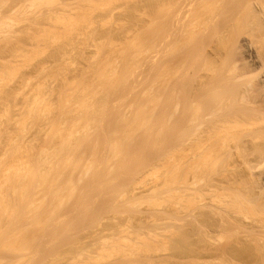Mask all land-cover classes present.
<instances>
[{
    "label": "rangeland",
    "instance_id": "374dc122",
    "mask_svg": "<svg viewBox=\"0 0 264 264\" xmlns=\"http://www.w3.org/2000/svg\"><path fill=\"white\" fill-rule=\"evenodd\" d=\"M55 1L53 5H39L38 0H0V115L2 121L4 117L3 122H6V118V120H11L10 124L13 125L14 120L12 122V119H19L20 115L23 117L21 107L24 103L20 102L23 99L22 95L27 93L25 96L29 97L28 94L31 96L35 93L36 95H34L37 97L38 93L33 87L36 86V83L41 87L47 85L43 95L51 96L47 99L51 105L57 103V97L54 96L57 95V87L61 84V76L59 77L57 73H62L65 79L74 83L85 76L88 78L87 76L97 70L93 69L96 68L94 67L96 64L94 66L92 64L100 59L103 62L102 60L108 56L114 57L117 54L116 56L119 57L118 53H120L126 60L123 61L129 60V63L132 64V61L136 59V62H133V68H131L134 71L127 80L126 73L128 71L124 70V63L119 61L121 59L115 62L116 66L118 65L116 67L118 71L121 70V74L116 73L123 76L122 74L126 72L123 76L125 79H119V82L116 80L115 86H112L113 89L111 88V91L108 89L109 94L107 93L108 97L106 96L108 103L102 108L97 130L90 131L92 134L89 135L90 138L86 139L87 143L85 141L79 146L80 150L78 149V151L80 152L77 154L83 153L84 155L78 157L76 154L75 159H72V166L78 165L77 163L80 161L83 162L79 163L83 164L78 167L81 169L84 165L93 163V171L91 170L82 179L83 181L75 183L77 188L74 189L75 194L69 202L66 199L65 206L63 205L58 210L54 209L55 212L57 211L56 213L53 211L55 214L50 212L53 215L52 218L47 216V206H45V211L39 210V216H37V211L34 212L36 213L34 216L32 210L31 213L26 211L28 214L25 210L24 213L21 209L13 210L11 214L14 215V218L9 223H0V264H264V112L261 110L262 107L264 109L263 82L257 84L259 87L257 86L258 91L255 98L257 105L253 107L255 108L253 109L255 110L254 119L248 121L243 129L239 128L238 130L229 125L230 128L223 130L220 143L225 154L223 153V158L217 156L216 163V158H213L205 147L200 146L205 149V151L200 150L203 152H199L198 149L199 145L206 144L205 132L209 124L207 121L211 119L205 117L204 123L201 121V118L206 115L207 109L202 101L196 99L195 95L198 92L194 90L195 87L207 81L206 71L201 70L199 66L204 62L205 52L208 50L207 40L215 30V27L210 26L213 24V20H209L210 24L206 23L208 24L206 26L210 27V31L205 27L206 34L205 32H203L204 35L200 33L196 36L195 34L196 39L191 37L192 42L189 41L188 44L186 43L187 45L181 41L183 46H180L181 43L178 41L183 40L189 29L194 26H189L193 23L191 21H198V18L191 17V13L195 14L192 11L189 13L190 16L188 14L192 19L186 17V23L191 22L188 23L190 28L183 29L187 25H182V28L181 24H186L184 22L186 15L184 16L180 12L179 7L181 8L182 4L180 0H160L158 1L161 2L160 6L156 4L155 0ZM199 3L205 4L206 1H198L195 4L200 6ZM182 15L184 20L181 23ZM56 16H58V20H56ZM194 17L196 18V15ZM54 18L56 22H54ZM172 18L179 19V22ZM174 21L178 25L174 24ZM73 24H75L74 27H72ZM175 29H178L179 32H173ZM181 29L182 31H180ZM183 30L187 33L183 34ZM211 30L213 31L211 32ZM176 32L178 33L176 34ZM167 43L173 44L176 51L173 45L172 48L170 45L167 49L165 46ZM159 46L165 49L162 50L164 52H159ZM151 55H155V58L150 59ZM129 57L134 60L130 61ZM245 65H247L245 68L249 69L247 72H252L249 77L255 78L251 80L247 76L244 78L247 79V82L248 80L254 82L259 72L260 74L262 71V74L264 73V70H255L256 68L254 69L248 62ZM63 69L64 71H62ZM161 76L164 81H168L169 85L167 84L166 92L158 95L156 86L161 80ZM50 77L53 83L49 80ZM47 78L49 79L47 80ZM56 79L59 81H55ZM44 81H47L45 86L42 85ZM149 86L153 88L154 92L151 93L152 89L150 90ZM31 90H33L32 94ZM204 94L209 99L222 98L210 90H206ZM139 95H142L141 98ZM145 99L153 100L152 102L155 103L151 107L153 111H151L152 115L148 120L150 123L146 122L141 130L133 133L126 153L123 152L119 158L113 157L115 162L112 158L109 162L110 160L108 161L105 155L110 130L112 131L114 127L118 126V120L122 115L124 118L126 114L134 112L133 102L134 104H143ZM120 105L124 106L120 107ZM17 107L21 108L20 111ZM126 110L129 114L126 113ZM17 111L21 114L18 115ZM192 112H197L198 116L195 120H193L194 117L191 118L194 122L191 126V120L189 122L188 120ZM1 116L0 123L2 122ZM199 117H201L200 120L198 119L196 122ZM261 120L263 121L259 122ZM45 124L41 123L40 125H44V127L47 125L46 129H43L42 126L34 128V130L32 127L27 129L26 140L31 141L32 139L35 141V143L32 142L35 145L37 142L35 149L41 145L47 147V143H49L47 138L50 133L47 129H50V127L48 128L50 123ZM105 124L109 126H105ZM7 125L9 126V123L3 126L6 128H4L5 131L8 129V132L10 130L11 133L16 130L14 125L9 127ZM3 127H0L2 131H4ZM42 130L45 132L44 134ZM38 132L40 133L37 134ZM247 132L255 134L258 138L254 142H249L246 136L237 139L240 133L246 134ZM45 138L46 140H44ZM24 142L27 141L23 140L21 144ZM32 143L28 144V148L34 147ZM92 143L96 144L92 146ZM197 143L199 145H196ZM0 145L1 152L5 147L3 139L0 140ZM89 145L92 146L93 151L95 149L98 152L97 155L95 154L97 152L92 150L89 155L91 147ZM178 149L183 151L182 159H186L183 160L188 164L185 162L186 166L182 164L187 169L182 167L187 175L184 176V185L175 184L176 187L175 185H173L174 188L170 186L169 190L166 185L163 186L164 178H162V182L160 179L156 182L150 181L144 186H139L135 196L132 199L129 198L131 200H128V204L117 203L120 204L117 205L115 203L118 198L115 197L121 192V188H118L122 184L123 190L127 187L125 184L127 185L129 180L126 177L129 179L140 177L143 175L141 173L147 169H155L154 166L162 169L161 165L168 157V153H174ZM206 155H210V157L206 158ZM93 157L97 159L95 160ZM197 157L204 161L205 158L206 161L213 159L207 164L209 165L213 161L214 164L209 165L205 171L203 169L202 173L198 170L196 173L194 170H196ZM76 159L80 160L77 162ZM88 160H91L92 163L90 164ZM99 162L103 163L99 165ZM132 163L135 165L133 166ZM189 164L193 166L191 168L194 169L193 171L190 170L191 165ZM78 168L76 171L80 170ZM188 170L190 171L188 172ZM134 174L138 175L134 176ZM172 190L175 192L177 190L181 200L173 204H165L168 203L166 197L174 195ZM111 196L115 200L114 204L110 203L112 202ZM178 196L176 194L175 197L178 198ZM164 200L166 201L162 203L161 201ZM148 201L156 202L157 207L152 209L147 206L145 203ZM129 203H133V206L135 203L136 207H130ZM109 204H112L113 207ZM232 204H237L234 210H230V208H234ZM225 205L230 208L226 209ZM238 207L240 212H238ZM216 208L218 211H215ZM14 211L17 212L14 213ZM43 212H46V216ZM24 218H26L25 222H22ZM37 218L44 220L40 219L41 223L39 220H35ZM30 219L32 222L28 221ZM141 242L143 248H141ZM123 244L126 245L123 246ZM145 244L148 249L151 248L149 251L145 248L147 247ZM119 245H122V249ZM132 247L134 249L131 250L134 251H130L131 253L127 251ZM116 248L119 249V253ZM115 251L120 255L115 254ZM132 252L135 253L132 254Z\"/></svg>",
    "mask_w": 264,
    "mask_h": 264
},
{
    "label": "bare ground",
    "instance_id": "6f19581e",
    "mask_svg": "<svg viewBox=\"0 0 264 264\" xmlns=\"http://www.w3.org/2000/svg\"><path fill=\"white\" fill-rule=\"evenodd\" d=\"M155 1H156V4H158L159 6L161 5V2L160 3L158 2L160 0H155ZM198 1H201V2L206 1V3L205 4L199 3L200 6H197L198 4L196 5L195 3ZM55 2H56L55 0H38L39 5H53ZM68 2H70V0ZM181 2H182L181 8L179 7V9H180V12L183 13L184 16L186 15L184 22L185 23L187 22L186 17L192 11L195 14L192 15V13H191V17H193L194 19L198 18V21L194 20V19H193L194 21H191L190 19H192V18L189 17L190 16V14H189L188 17L190 19L188 18V20H190L193 23L188 22V23H191L190 25L188 23L181 24V26L187 25L184 28L182 26L183 29H186V28L189 29L190 27H188V25L189 26L194 25V26H192L191 29H189L188 33L186 32L188 35L183 30V34H186L184 39L183 40L178 39L179 41L177 40L178 42L181 43L180 46L182 45L181 41H183V44L185 45L186 43L188 44L189 41L192 42V38L196 39L195 37L197 36V34L199 35L200 33H202L204 35L203 32H205L204 31L206 29L205 27H207V30L209 29V31H210V27L208 28V26H206V25L211 23V22L208 23L209 20L210 21L216 20L215 21L216 23L212 21L213 24L215 23L214 26H213V24H210V26L212 25L213 28L215 27L214 28L215 30L214 31L211 30V32L213 31L214 33H213V35L209 36L210 38L207 40L208 41L207 42L208 43V50L205 52L206 55H205L204 60H203L204 62L202 63V65L199 66L201 70L206 71V73L208 75L207 81L204 84L195 87V89H194L196 92H198L195 95L196 99H199L200 101H202L205 104L204 106L207 109L206 115H204L203 117L201 116L202 118L201 117L197 118L196 122L198 121V119L200 120V118H201V121H203V123H204L205 117H206V119L209 118V120L210 119L211 120L207 121L209 124L207 123L208 128H207V131L205 132V143L206 144L202 143V144H205L203 146V145H199V143H197L196 145H199L198 146L199 152H203L200 150L205 151V149H206L207 151H209V153L212 154L213 158H216L217 156H219V157L221 156L223 158L224 157L223 155L225 153L223 152V146L220 143V137H221L222 133L225 130H227L228 128H230L229 125H231V127L233 126V127L237 128L238 130H239V128L243 129V126L248 121H251L254 119L253 115H254L255 110H253V109H255V108H253V107L255 105H257V103L255 104V98L257 97L256 93L258 91V87H259L258 85L262 82L264 84V73L262 74L263 71L261 72L262 75L259 72L258 73L259 75L256 76V78H257L255 80L256 82L255 81L251 82V80H254L255 78L249 77L250 74L252 75V72L251 71L247 72V70H249V69H246L247 65H245L248 62L249 65H251L254 69L256 68L255 70H257V69L258 70L259 69L264 70V0H183V1L180 0V3ZM183 15L181 17L182 18L180 21L181 23L184 20ZM195 15H196V18L194 17ZM56 17H57L56 20H58V16H56ZM55 18H54V22H56ZM59 19H60V17H59ZM159 20L161 21V19H159ZM172 20H176V18H174V19L172 18ZM176 21L179 22V19ZM206 23H208V24H206ZM172 24H173V21H172ZM174 24L178 25L177 23H175V21H174ZM74 26H75V24L72 25V27H74ZM178 29L177 30L175 29L173 32H175V31L179 32ZM180 31H182V29ZM186 31H188V30H186ZM215 31H216V33H215ZM178 32H176V34ZM195 34H196V36L194 37ZM205 34H206V32H205ZM185 38H187V39H185ZM207 38H208V36H207ZM170 45H171V43H167V45H165V46L168 49L170 47ZM172 45L170 48H172ZM165 46L163 45L164 48H165ZM163 47L159 46V52H161L164 49ZM173 48L175 50L176 47H174V45H173ZM162 52H164V51H162ZM172 52H173V50H172ZM106 55H108V54H106ZM118 55H120V56L119 57H117V56L113 57L110 55L111 57L108 56L107 58L102 60L103 62H101V59L97 60V62L99 64L97 62H94L92 65L94 66L96 64V66H94L96 68H93V69H94V71H95V69H97V70L94 73H91V75L93 74L92 76L90 74H87V75H90V76H87L89 79L85 78L86 77L85 76L80 81H78V82L75 81L73 83V82H69L67 79H65L63 77L62 73H57L59 77L61 76V79H60L61 84L57 83V84H60L57 87V89H58L57 95L55 94V96H54V97H57L56 98L57 103L55 102L56 101L55 100L54 101L55 104H52L53 106L51 105L49 100L47 101V99L51 96L48 94H46V96L43 95V92L45 91L44 88L47 87V85L45 86V83L47 81L46 82L44 81V83L42 84L45 87H43V86L41 87V86L37 85V83H36V86H39V87H36L35 85L33 87L36 89V93H38L37 97L35 96L36 94L34 92L33 93L35 95L32 94V91L34 89L31 90V92H30L32 94L31 96H30V94H28L29 97H26L25 95L27 93L23 94L24 96L22 95L23 99L21 98L22 101H20V102L24 103L23 106L21 107L23 109V112H22L23 117H22V115H20L21 112H18V111H20L19 109H21V108L17 107L18 108L17 113L22 118L21 117L19 119L16 118V120H15V118L14 119L11 118L12 122L14 120L13 125L15 126V129L17 130V133H16V130L12 131V132H14L16 134H14V133L12 134V132L10 133V130L8 132V129L5 131L6 128L3 127L5 124L9 123V126H13V125L10 124L11 120H8V119L6 120V118H5V121L6 122L9 121V122L8 123L3 122L4 117H3V121H2V116L0 115L1 121H2L0 123V127L1 128L3 127V130H4V131H2V129L0 128V140L3 139L5 141V147L3 148L4 150L0 152L1 153L0 154V223L3 222L1 224H5L6 222L9 223V221H11V219L14 218L13 217L14 215L12 216V214H11L13 212V210L18 211L19 209H21L23 211V213H24V210H25V212L26 211L30 212L32 210L31 212H33L34 216L36 215V213L38 214L37 216H39V213H40L39 210L43 209L45 211L46 210L45 206H47L48 207L47 212L49 213V214L47 213V216L52 218L53 215L50 212H53V211L55 212L56 209L58 210L59 208H61L66 203V201L68 200V202H69L70 198L73 196V194H75L74 189H77L75 186L76 185L75 183L83 181L82 179L85 178L86 175H88V173H90L91 170L93 171V169H94L93 165L94 164L91 162V160H93V159H91L90 161L88 160L90 162V164L91 163L93 164V165L91 164L92 166L89 164L88 165L90 167L88 165L87 166L84 165L82 169H81V167L78 168L79 165H83V164H79L82 161L77 163L78 165H75V166L74 165L72 166L71 162L73 163L75 156L78 155V157H79V155L83 154V153L77 154L78 152H80V151H78V149L80 150L79 146H81V143H84L85 141L87 143L86 139L90 138L89 135L92 134L90 131L94 132L97 130L98 119L102 114V110H103L102 108H104L108 103L106 100L108 89L109 90L111 88L113 89V87L115 86L116 80H118L117 82H119L120 81L119 79H123V78L125 79V77H123V76L125 75V73L127 71L128 72L126 73V80L129 79V77L132 74V71H134L132 69L133 68L132 64L134 61L136 62V59L134 60V58H133L132 60H134V61H132L129 57L130 61H132V64H131V63H129V60H127V62H125L126 60L123 57V54L118 53ZM136 57H137V55H136ZM149 58L154 59L155 55H151V57L149 56ZM119 59H121V60H119ZM126 59H128V58H126ZM137 59L139 60V57H137ZM117 60L122 61L124 63L125 69L124 68H122V69H124L126 72H124V74H122L123 76L120 75L121 70L119 72L118 69L116 68V67H118V65L116 66V63H115ZM123 60H125V61H123ZM249 65H248V67H249ZM249 68H251V67H249ZM116 69H117V71H116ZM254 69H253V72H254ZM62 71H64V69ZM91 71H92V68H91ZM116 72L117 73L119 72L120 76ZM52 73H51V75H52ZM63 73H65V72H63ZM116 75H118V76L116 77ZM161 75H163V74H161ZM247 76H248V78H251V80H248V82L246 81L247 79L246 80L244 79ZM157 78H159V77H157ZM48 79L49 78H47V80ZM49 80L52 81V78ZM57 80L59 81V79H56L55 81H57ZM126 80H124V81H126ZM243 80H244V82H243ZM165 82H167V83L165 84ZM52 83H53V81H52ZM120 84H122V83H120ZM167 84H168V81H164L163 76H161V80L157 83V86H156V92L158 95L166 92L165 91L166 87L169 85V84L168 85ZM154 86H155V84H154ZM149 88H150V86H149ZM130 89H132V88H130ZM51 90L49 91L50 93H51ZM150 90L152 93L153 88L151 87ZM206 90L216 92L218 95H220L219 98L220 97H222V98H220V99H209L204 94ZM123 91H124V89H123ZM124 93H126V92H124ZM47 95H48V97H47ZM152 95H154V94H152ZM141 96L139 95L140 98H141ZM149 97H150V95H149ZM147 98H148V95H147ZM50 99H52V98H50ZM133 99H135V98L133 97ZM149 100L145 99V101H143V104H141V103L138 104L136 102H135L136 104H134V102H133L132 105L134 106L133 107L134 112L133 113L131 112L132 114L131 113L129 114L130 109L128 108L129 110L128 109L127 110L129 112L126 110V113H128L129 115L126 114L124 118L122 115L121 116L122 118L120 117V119L118 120L119 122L117 121L118 126L115 125L117 127H114V129L112 131L109 129L110 132L108 134V139H107L108 143H107V149H106V155H105V158L108 161L110 160L109 162H111V158H112V160H114L113 157L119 158L120 155L123 154V152L126 153V151H127L126 149H128V146H130L129 142L131 141V139L133 137V133L141 130V128L144 127L146 122L150 123L148 120L150 119L149 116L152 115L151 111H153V110L151 107H152V104L154 102H152L153 100L152 101L151 100L149 101ZM123 106L120 105V107H123ZM53 107H55V108L57 107V108L54 109ZM261 110L264 112L263 107ZM120 114H121V112L119 113V115ZM197 116H198L197 112H192L188 122L193 117H194L193 120H195V118ZM7 118H9V117H7ZM262 121L263 120H261L259 122H262ZM46 122L50 123V125L48 126V128L50 127V129H47V131L49 130V133H50V135H48V138H47L49 143H47V147H43L44 145H41V147L35 149L37 142L35 145L34 144L35 141H33L32 139H31V141L28 139L26 140L27 129L32 127L34 130V128H41V126L44 129L45 127H47ZM2 123H3V125H2ZM41 123H44V124L46 123L45 124L46 126L44 127V125H40ZM190 123L192 126L194 122L191 120ZM100 124H102V123H100ZM105 126H109V125L105 124ZM50 130H51V132H50ZM98 131H100V130H98ZM42 132H43V130H42ZM8 133H10V134H8ZM39 133L40 132H38L37 134H39ZM44 133L45 132H43V134ZM243 136H246L248 138L249 142H254L258 138L255 134H252V133L248 134V132H247L246 134L240 133L239 137L237 136L238 137L237 139H239ZM31 137H32V135H31ZM28 138H30V137L28 136ZM42 138H40V139L42 140ZM23 140L27 141V142H24L21 144V142H23ZM44 140H46V138ZM91 140H94V139H91ZM37 141H40V140H37ZM32 142H34V143H32ZM30 143L34 144V147L30 146L28 148V144H30ZM42 144H43V142H42ZM95 144H93L92 146H94ZM89 146H91V145H89ZM89 146H87V147H89ZM92 146L89 148L90 149L89 155L93 151V149H91ZM200 146L202 148L205 147V149H202ZM206 146H207V148H206ZM178 150L180 151L181 149H178ZM178 150L174 151V153L176 152V154L171 153V152H170L171 154L168 153V157L165 159L164 162L161 160L163 162V165H161L162 169L160 168L161 170L154 166L153 168H155L156 170L155 169H150V170L147 169L144 173L143 172L141 173V175L142 174L143 175L140 177L135 178L132 176L133 179H129V177H126V178H128L127 180H129V181H127L124 178L125 181H127V185L125 184V186H127V187H125L123 190L122 189L123 184L120 187L118 186L119 187L118 189L121 188L120 189L121 192H120V190L117 189V191L120 192L115 197V198L118 197L116 199L117 202H115V200L112 199L113 196L110 197L112 202H110V201H108V202H110L112 204H114V202L116 204L117 203H121V204L127 203L128 204V202H129L128 200H131L135 196L136 192L139 190V186H144L145 184L149 183L150 181L156 182V180L158 181V179H160V181H161L162 178H164L163 186L166 185V187L168 189L170 186L172 188L173 185H175V184L176 185L178 184V186L184 185V183H185L184 176L186 177L187 175L184 171L185 168L183 166L185 165L184 160H186V159H184V158H183L184 160L182 159V152L183 151L179 152ZM94 151H96V150L94 149ZM95 154L97 155L98 152ZM196 154L198 155V153H196ZM213 154H214V156L215 155L216 156L214 157ZM210 155H208V156L210 157ZM208 156L206 155L205 157L207 158ZM194 157H196V156H194ZM206 158H205V161L203 159L200 160V158H198V161L200 163L197 161V163H195L196 164L195 165L196 170L193 169L194 171H196V173H197V170L202 173L203 169L205 171V169L207 167H209V165L211 166L212 163L214 164V161H213V162H211V164L209 163V165H208L207 163L213 159H209V161L208 160L206 161ZM217 158L215 159L216 163L218 160ZM122 159L124 160V157ZM79 160H77V162ZM85 160H86V158L84 159V161ZM107 160H106V162H107ZM114 162H115V160H114ZM101 163H103V162H101ZM101 163L99 162V165ZM120 163H122V162H120ZM157 163H158V161H157ZM74 164H75V161H74ZM117 164H119V163L117 162ZM154 164H156V163H154ZM182 164H183V166H182ZM198 164H200V165H198ZM119 165H121V164H119ZM132 165H133V163H132ZM134 165H135V163H134ZM140 165H141V163H140ZM189 165H191V164H189ZM96 166H98V165H96ZM116 167H118V166H116ZM212 167H214V166H212ZM77 168H78V170L79 169L80 170L76 171ZM186 168H188V167H186ZM191 168H193L192 165L190 167V170H192ZM116 169H118V168H116ZM124 169H126V168L124 167ZM111 170H110V172H111ZM113 170H114V168H113ZM185 170H187V169H185ZM190 170H188V172ZM75 171H76L77 175L75 174ZM77 172H79V173H77ZM130 172H131V170H130ZM106 173H107V169H106ZM73 174L76 176L74 177ZM104 174H105V172H104ZM210 174H211V172H210ZM135 175L136 174H134V176ZM127 176H129V175H127ZM200 176H201V174H200ZM159 177H161V178H159ZM203 177H204V175H203ZM92 178H93V176H92ZM176 185H175V187H176ZM87 186H89V185H87ZM41 189H42V191H41ZM172 191H174V190H172ZM154 193H156V192H154ZM165 193H166V190H165ZM173 193H174V195L172 194L171 196L167 193V195H169V197H166L167 195L163 196L164 198L165 197L168 198L167 199L168 203H165V204H169V203L173 204V203H176L177 201L181 200V198H180L181 196L180 195H179L180 197L178 196L179 193L177 192V190H176V192L174 191ZM176 194H177L178 198L175 197ZM129 198H131V199H129ZM234 200H236V199H234ZM165 201L166 200L161 201V202L163 203ZM232 202H234V201H232ZM238 202H239V200H238ZM162 203H159V204L161 205ZM145 204H147V206L151 207L152 209H154V207H157V205H158L156 202H149V201ZM234 204H232L234 207L233 209H231L232 206L230 204L229 205L231 206V208L229 206L225 205L226 209L229 207L230 210H234L235 206L237 205V204L236 205H234ZM107 205H108V203H107ZM117 205H120V204H117ZM117 205H115V206H117ZM170 205H168V206L171 207L172 205L171 206ZM238 205L241 206V204H239V203H238ZM129 206L130 207H136L135 203H134V206H133V203L132 204L129 203ZM111 207H113V206H111ZM127 207H128V205H127ZM239 207H238V209H239L238 212L241 211ZM173 208L175 209L174 205H173ZM49 209H51V210L49 211ZM132 209H135V208H132ZM236 209H237V207H236ZM224 210H225V207H224ZM17 211H14V213ZM35 211H37V212L34 213ZM215 211H218L217 208ZM235 211L237 213V210H235ZM30 213H29V215H30ZM43 213L46 216V214H45L46 212H43ZM253 213H255V212H253ZM237 214H239V213H237ZM16 217H17V215H16ZM34 218H36V217H34ZM43 218H40V219H43ZM25 219L26 218H24V221H22V222H25ZM40 219L37 218L35 220H39V222H41ZM47 219H49V218H47ZM16 220H17V218H16ZM28 221L32 222L31 219ZM45 221H44V224H45ZM259 221H261V220H259ZM47 222H48V220H47ZM263 222H262V224H263ZM35 224L38 225L37 223H35ZM44 224H42V225H44ZM39 225H41V224H39ZM33 227H37V226H33ZM31 228H32V226H31ZM0 229H1V227H0ZM18 230H19V228H18ZM24 232H26V231H24ZM26 234H27V232H26ZM125 245L123 244V246H125ZM128 245H130V244H128ZM119 246H121L120 248L122 249V245H119ZM142 246H143V243L141 245V248H143ZM137 247H139V246H137ZM149 247H150V245H149ZM126 248H128V247L126 246ZM145 248L148 249V246ZM116 249H118V248H116ZM123 249H124V247H123ZM131 249H134V248L132 247V248H130V250L127 249V251H129V252L134 251ZM150 249L151 248H149L148 251ZM182 249H183V247H182ZM112 251H114V250H112ZM122 251H121V254H123V252L127 253V251H123V252ZM140 251H141V249H140ZM145 251H146V249H145ZM137 252L138 251L136 250V253ZM151 252H153V251H151ZM118 253H119V249H118ZM133 253H135V252H132V254ZM240 253H241V251H240ZM108 254H109V252H108ZM115 254H117V252ZM117 255H120V254H117ZM136 255H138V254H136Z\"/></svg>",
    "mask_w": 264,
    "mask_h": 264
}]
</instances>
